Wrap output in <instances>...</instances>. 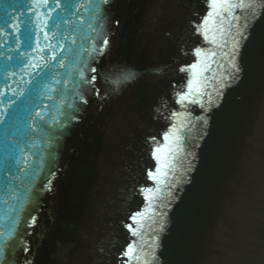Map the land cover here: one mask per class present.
Masks as SVG:
<instances>
[{
	"label": "water",
	"instance_id": "95a60500",
	"mask_svg": "<svg viewBox=\"0 0 264 264\" xmlns=\"http://www.w3.org/2000/svg\"><path fill=\"white\" fill-rule=\"evenodd\" d=\"M209 4L0 0V264H264V0Z\"/></svg>",
	"mask_w": 264,
	"mask_h": 264
},
{
	"label": "snow or ice",
	"instance_id": "6c2138e0",
	"mask_svg": "<svg viewBox=\"0 0 264 264\" xmlns=\"http://www.w3.org/2000/svg\"><path fill=\"white\" fill-rule=\"evenodd\" d=\"M256 3V0H210V4L209 7L212 9V11L208 12L201 20L200 24H193V27L195 28V31L202 35L205 39V41H210L211 43L215 44L217 43L216 41V37L210 36L209 32H211L213 30L212 25L215 22V18L220 16L221 17V22H223V17H222V12H227L229 14V16L232 15V10L236 9V8H241L243 9L244 7H253ZM238 19V18H237ZM221 33L223 32V29H220ZM104 43L106 44L107 41L105 40ZM211 51V50H208ZM194 55H196L197 57H201L206 55L205 50L201 49V48H196L194 49ZM212 55H215V52H212ZM225 55H227L225 53ZM196 69H197V64H191L187 67H181L180 71L181 72H191L192 75V79L188 81V88L190 90L193 89V85L196 83L195 77L197 75L196 73ZM135 73L132 71H128L125 75H124V79L125 80H130L132 78H134ZM188 98V94L185 95H181L179 97V100L181 102H183L184 100H186ZM167 139V136L165 137ZM153 140L155 139L154 137L152 138ZM161 152V148L157 147L155 149V151L153 152V156L159 160V153ZM157 172L160 171L159 168H157L156 170ZM148 177L152 180H156L157 176L154 172L149 171L148 173ZM143 192H145V195L147 196L148 193L152 192L151 188L148 189H142ZM138 216L143 215L142 213L137 214ZM133 224H135L137 222V216H133L131 217ZM133 224H128L126 225V227L135 235L137 232V229L133 227ZM136 252V248L130 244L126 251H124L122 253V256H127L128 260L125 262V264H131L133 259L139 260L140 257L138 255H134V253Z\"/></svg>",
	"mask_w": 264,
	"mask_h": 264
}]
</instances>
